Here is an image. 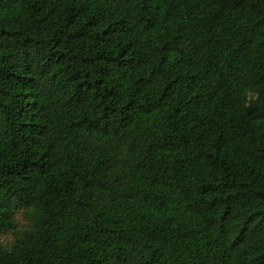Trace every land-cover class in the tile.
Returning a JSON list of instances; mask_svg holds the SVG:
<instances>
[{"label": "trees", "instance_id": "obj_1", "mask_svg": "<svg viewBox=\"0 0 264 264\" xmlns=\"http://www.w3.org/2000/svg\"><path fill=\"white\" fill-rule=\"evenodd\" d=\"M5 233L0 264H264V0H0Z\"/></svg>", "mask_w": 264, "mask_h": 264}, {"label": "rangeland", "instance_id": "obj_2", "mask_svg": "<svg viewBox=\"0 0 264 264\" xmlns=\"http://www.w3.org/2000/svg\"><path fill=\"white\" fill-rule=\"evenodd\" d=\"M16 221H17V224H19L20 226H22L24 224V221L21 218L20 214H17ZM9 239H10V234L9 233L2 234L0 236V243H6V242L9 241Z\"/></svg>", "mask_w": 264, "mask_h": 264}]
</instances>
